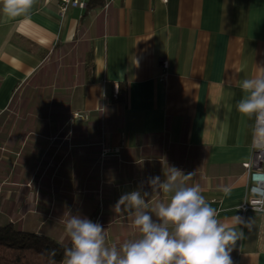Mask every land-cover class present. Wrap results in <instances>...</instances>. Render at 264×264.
<instances>
[{"label": "crops", "instance_id": "0c3cea01", "mask_svg": "<svg viewBox=\"0 0 264 264\" xmlns=\"http://www.w3.org/2000/svg\"><path fill=\"white\" fill-rule=\"evenodd\" d=\"M85 3L60 15L36 0L26 18L0 20V226L66 246L64 222L80 214L119 247L139 237L114 211L120 196L147 192L150 212L171 194L149 178L175 166L221 222H250L233 264H264V216L240 211L255 119L236 110L238 83L264 66V0ZM13 104L30 116H11Z\"/></svg>", "mask_w": 264, "mask_h": 264}, {"label": "clouds", "instance_id": "9594fccd", "mask_svg": "<svg viewBox=\"0 0 264 264\" xmlns=\"http://www.w3.org/2000/svg\"><path fill=\"white\" fill-rule=\"evenodd\" d=\"M36 0H2L0 20L27 17ZM258 73L238 83L243 93L236 110L255 119L254 144L264 147V67ZM252 182L251 193L255 204L264 211V168L246 164ZM194 173L185 174L169 166L164 180L159 176L149 178L154 190L171 194L167 202H157L150 210L145 197L147 192L133 190L124 193L114 205L115 212L127 211L133 217V226L139 237L123 242L119 247L106 244L107 234L103 225L86 216L69 213L64 222L63 264H233L230 253L237 241L245 238L243 227L251 228L240 216L229 225L218 219L219 212L202 194L199 184L187 185L185 181ZM225 194L229 189H224ZM123 206V209L122 207ZM55 255V251L51 253ZM55 264V261H53Z\"/></svg>", "mask_w": 264, "mask_h": 264}, {"label": "trees", "instance_id": "16d2710c", "mask_svg": "<svg viewBox=\"0 0 264 264\" xmlns=\"http://www.w3.org/2000/svg\"><path fill=\"white\" fill-rule=\"evenodd\" d=\"M117 101H124V90H119ZM64 248L50 237L19 231L12 225L0 226V264H61Z\"/></svg>", "mask_w": 264, "mask_h": 264}, {"label": "built area", "instance_id": "2783aa9c", "mask_svg": "<svg viewBox=\"0 0 264 264\" xmlns=\"http://www.w3.org/2000/svg\"><path fill=\"white\" fill-rule=\"evenodd\" d=\"M48 1H53L57 4L58 13L60 15L66 14L67 10L70 8L83 10L86 4L85 0H48ZM162 1L164 3L167 2V0H162ZM162 67L163 68L166 67L165 62L162 63ZM108 151H109L108 149L103 148V153L104 152L106 153ZM246 164H251L253 166L252 171L255 170L256 166H259L260 168H264V147H262L259 144H254V139H253L252 146H251L250 160L243 164L244 169L248 173L249 184L246 189L245 198L242 204L240 205V211L242 212V214L256 213V214H260L264 216V211L254 210V208L262 207V205L254 203V201L258 200L259 198L254 197L251 193L252 182L250 180L249 170L245 167Z\"/></svg>", "mask_w": 264, "mask_h": 264}, {"label": "rangeland", "instance_id": "374dc122", "mask_svg": "<svg viewBox=\"0 0 264 264\" xmlns=\"http://www.w3.org/2000/svg\"><path fill=\"white\" fill-rule=\"evenodd\" d=\"M67 60H69V55H67L66 57H63L61 59H59V57H57V59L54 62L50 63L49 64V66L51 67L50 68L51 69V72H49L50 76H52V73L55 72V70L57 69V67H60V66L64 65V63H65L64 61H67ZM16 97H19V96H16ZM16 101L19 103L20 102V99L19 100L17 99ZM37 107H38V104H35V109ZM10 111H11L10 114L13 117H21V118L23 117L24 118V117H27L28 116V115H26L27 113L23 114L24 113L23 108L22 107L18 108V104H13L12 109ZM19 112H20V114H19ZM12 114H15V115H12ZM33 114H34L35 117L36 116L37 117H40V113L37 110H35L33 112Z\"/></svg>", "mask_w": 264, "mask_h": 264}]
</instances>
